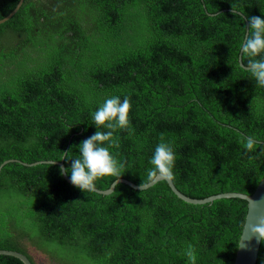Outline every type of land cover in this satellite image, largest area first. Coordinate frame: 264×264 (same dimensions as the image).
<instances>
[{"label":"trees","instance_id":"16d2710c","mask_svg":"<svg viewBox=\"0 0 264 264\" xmlns=\"http://www.w3.org/2000/svg\"><path fill=\"white\" fill-rule=\"evenodd\" d=\"M21 0H0V21ZM233 7L264 16V0H24L0 24V166L70 161L97 131L106 97L131 98L117 129L124 174L137 185L162 140L173 145L177 189L193 199L252 195L264 178V86L240 65L247 29ZM249 57H242L243 64ZM57 164H6L0 174V249L35 247L59 264H234L248 202L195 205L166 181L85 193ZM68 176V175H67ZM69 177V176H68ZM116 178L97 187L107 190ZM0 264H24L0 255ZM257 264H264L262 240Z\"/></svg>","mask_w":264,"mask_h":264},{"label":"clouds","instance_id":"9594fccd","mask_svg":"<svg viewBox=\"0 0 264 264\" xmlns=\"http://www.w3.org/2000/svg\"><path fill=\"white\" fill-rule=\"evenodd\" d=\"M233 15L239 16L247 29L240 49L241 56L249 59L243 65L244 70L251 74L256 83L264 86V16L245 15L243 11L233 7ZM133 105L131 98L119 95H111L105 98L103 103L94 111L92 119L97 131L88 136L75 146L77 152H63V159L70 161V167L61 165V176L68 175L71 183L85 193L98 191L97 181L105 177L116 178L111 185V191L117 187L119 179L125 175V164L113 151L119 147V137L115 130H127L131 128L130 113ZM243 147L246 152L254 156L264 154V143L254 136L244 138ZM59 160H54L55 163ZM151 167L147 170V179H142L139 187L144 190L161 181L172 182L176 166V153L171 143L161 141L149 161ZM256 201L249 199V207H254ZM257 236L264 240V219L258 225H245V231L240 245L245 239ZM185 255L195 264L196 255L191 244L185 249Z\"/></svg>","mask_w":264,"mask_h":264},{"label":"water","instance_id":"95a60500","mask_svg":"<svg viewBox=\"0 0 264 264\" xmlns=\"http://www.w3.org/2000/svg\"><path fill=\"white\" fill-rule=\"evenodd\" d=\"M23 1L24 0H21L18 7L8 17L1 20L0 24L8 21L14 14H16L17 11L20 9L21 5L23 4ZM239 62H240V65L243 67L244 64L242 61L241 54H240ZM11 162H19L23 165H31V166H35V165H38L41 163H49V164H57L60 167H61V165H63L65 167V165L62 161H60V162L56 161L55 163H51L52 161L49 160V161H40V162H36L33 164H27V163L22 162L20 160H7L4 163H2V165L0 166V174H1L3 167L6 164L11 163ZM64 177L70 184H72L70 181V178L67 175H64ZM121 183L129 185L130 187H132L135 190H142L139 187V185H137V184H135V183H133L127 179H119L118 184H121ZM167 183L169 184L172 191L181 200H183L184 202L190 203V204L203 205V204H207V203H212L216 200L226 199V198H240V199L246 200L248 202V213H247L245 225L246 224L249 225V230L251 229L252 225H258V224H260V221L262 219H264V178L261 180V182L259 183L258 187L256 188L255 192L252 195H247L244 193L231 192V193H222V194L214 195V196H211V197H208L205 199H193L191 197L184 195L182 192H180L177 189L173 180L171 183H169V182H167ZM156 184H153L150 187L145 188L144 190H147ZM110 189H111V187L107 190L98 189V191H95V192H97L99 194H103V195H110L115 191L116 188L114 189V191H111ZM249 199L256 201L257 204L254 207L250 208L249 207ZM245 225H244V229H243L242 236L240 239V243H241V240H242L243 235H244ZM249 234H250V231H249V233L245 234V239L242 242V245H240V243H239V247H238V250L236 253L234 264H257L262 239H260L257 236H251V238H247ZM0 255L14 256V257H17L18 259H20L24 264H32L30 259L25 254L18 252V251H10V250L0 249Z\"/></svg>","mask_w":264,"mask_h":264},{"label":"rangeland","instance_id":"374dc122","mask_svg":"<svg viewBox=\"0 0 264 264\" xmlns=\"http://www.w3.org/2000/svg\"><path fill=\"white\" fill-rule=\"evenodd\" d=\"M27 249H28L29 255L32 256L36 264H59V263L52 261L48 256L41 253V251H39L35 247L28 246Z\"/></svg>","mask_w":264,"mask_h":264}]
</instances>
